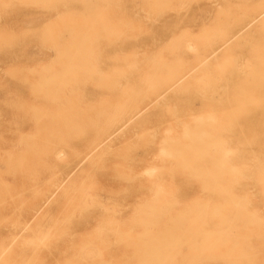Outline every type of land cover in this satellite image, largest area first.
<instances>
[{
	"label": "bare ground",
	"instance_id": "obj_1",
	"mask_svg": "<svg viewBox=\"0 0 264 264\" xmlns=\"http://www.w3.org/2000/svg\"><path fill=\"white\" fill-rule=\"evenodd\" d=\"M32 8L37 17L17 35L12 20ZM1 17L13 25L0 27L7 49L39 53L14 72L31 107L20 93L11 119L0 111V143L18 137L3 150L6 170L26 169V153L42 159L38 141L47 140L64 143L52 152L67 173L99 161L118 181L52 176L30 198L24 176L3 187L0 169V264H74L78 255L80 264H264V0H0ZM25 118L35 124L22 136ZM44 201L62 212L38 224L96 221L93 240L77 244L86 232L65 229L32 236L22 212ZM55 242L63 256L20 257Z\"/></svg>",
	"mask_w": 264,
	"mask_h": 264
},
{
	"label": "rangeland",
	"instance_id": "obj_2",
	"mask_svg": "<svg viewBox=\"0 0 264 264\" xmlns=\"http://www.w3.org/2000/svg\"><path fill=\"white\" fill-rule=\"evenodd\" d=\"M34 11H35L34 8L29 9L28 11H26L25 15H19L14 21L12 20V24H14L15 21H16L15 24L18 23L16 25V27H18V29L17 30H13L14 32H17L16 33L17 35L19 34L18 31L19 32L23 31L22 28H24V25H25L26 22H30L32 19H35L37 17V13H35L36 11L35 12ZM33 13H35V14H33ZM170 15H173V13H170ZM213 16L214 15H212V17ZM26 17H28V18H26ZM1 20L3 22L5 21V24H3ZM8 21H9V19L4 17V20H3V17H1L0 18V22H1L0 23V27H3L4 29L6 27L7 28H12V27H10L12 25L11 21L9 23V25L11 24L10 26L8 25ZM6 24H7V26H5ZM187 25H189V24H187ZM19 27H20L21 30L19 29ZM187 27H190V25L187 26ZM159 30H160L159 29V25H156L155 28H153L152 32H151L152 35H153V39H156L157 41H160L163 38V35H161L159 33ZM171 32L173 33V36L178 35V31L177 32L176 31H171ZM181 32L182 31H180L179 33H181ZM20 33H23V32H20ZM0 38H1V36H0ZM146 38H148V35H144L141 39H146ZM10 39L8 40V38H3L2 37V40H0V41H2V46L0 47V66H3V64L5 63L4 67H2L0 69V70H2L0 72L4 71V73H1V74H4L8 78V80H7V78H5V76L0 78V83L4 87V89L0 88L1 89L0 90V97L4 96L3 98H0V106H1L0 107V111L2 112V108H3V111H4V109L5 110L7 109V111L10 114L6 113V112L5 113L2 112V114H4V115L6 114L5 116H10L9 119H11V117L13 116L12 115L13 113L14 114L17 113V109L16 108H18L17 106L20 104V102H18L19 98L25 97L26 95H29L27 90L22 85L18 84L16 79H19V78L16 75L17 73L14 74V72H16V71L18 72L17 66L19 64H22L21 63L22 60H23V63H27L28 62L29 64L28 63L27 64L31 65L32 64L31 59L34 56H36L37 54L39 55V53L35 50V48H33L32 45L31 46L30 45H26L22 49V52L14 53L15 51L13 49H7L5 47V45L7 46L8 44H11L12 40H10ZM103 48H105V47H103ZM192 48L193 47H191V46L190 47L186 46L185 49L186 50H191ZM4 49H5V51H4ZM207 49H209L208 46H207L206 50ZM188 54H189V52H188ZM42 55H44V53ZM42 55H40V57H42ZM14 59L16 61H14V63H13V61H11V60H14ZM18 60H19V62H18ZM24 60H26V61H24ZM206 63H207V61L205 62V65H208ZM9 65H11L12 68H9L8 67ZM6 70L8 71L7 74L5 73ZM8 76L9 77H13V78L15 77V79H12V78L9 79ZM14 80H16V82H17L16 83L17 87L14 84L8 85V83H13L12 81H14ZM5 88H7L6 91H5V92H8L7 94H5L4 91H3V90H5ZM16 88H18V89H16ZM16 91L19 94H17ZM22 91H25L26 94L24 92H22ZM81 92H82V90H81ZM20 93H22L21 97H19ZM29 97H30V95L26 96V98H29ZM16 102H17V104H16ZM32 102L33 101L30 98L26 100L25 103L27 104V108L29 107V105ZM13 104H14L15 108H14ZM2 105H3V107H2ZM200 105H199V102L195 103V107H199ZM30 107H31V105H30ZM15 109H16V111H15ZM10 110H13V111L10 112ZM29 110H31V109H29ZM18 111L20 112L21 110H18ZM12 120H13V118H12ZM34 124H35V122H34V120L32 118H25L24 124L20 127L21 135L22 136L23 135L26 136L29 133H31L33 131V128H34ZM128 136H129V134H127V136H125V137H120L118 142H122V141L126 142L127 138H130ZM5 138H6L5 139L6 140L5 143L4 144L0 143V147L2 148V149L0 148V154H2V156H3V157H0V169H4V171H5L4 174H3V181H2L3 184H1V185L4 187L7 183L12 182V180L15 177H18V176L20 177V175H22V176H24V179L22 181L24 183L23 184L24 186L20 187L21 188V192L22 191L25 192L24 194L27 195L30 198L33 196L34 192H36L35 188L38 187L40 184H43L44 182H46L47 179H49V178L53 179L52 176H56V179H58L57 180L58 183L61 184V185H63V184L65 185V182L72 181V180H75L76 183H78L79 181H84L87 184L88 182L91 183V180L94 181V178H96L97 181H99V182H101L103 184L114 183V182L118 181V179L116 177H114L113 174H112V176L110 175V171H109L110 169L109 168L107 169L106 165L104 167V163L103 162H99V161L86 160L83 163H81V165H79V166L75 165L76 166L75 168L73 166L74 163H72L71 166L70 165L69 166L70 167L73 166L72 168H74V169L70 173H67L66 170H65L66 168L64 167L63 162L57 157L58 155H56L58 151L56 153H54V154L52 152L54 150L66 151V148H62V147H64V143H54V142H50V141H47V140L44 141V142L42 140L38 141L39 145L42 146V147H40V149H42V148L47 149V152H46L47 154L42 156V159H39L38 158L39 155H36V157H34V154L26 153L25 154V158H26V163L28 164V167H25L26 169H23L22 171L19 170L17 172V176H16V174L10 172V170H6L10 166V164H5L4 156L6 154L3 153V150L9 149L10 145L13 142H16L18 137H16L15 134L13 135V133H7V134H5ZM71 143L73 145H75L74 147L81 148L83 146V144H84V138H82V137L81 138H74V139L71 140ZM139 152H140V154L142 153L141 151H139ZM125 154H127V153H125ZM12 161H13V159H12ZM111 164H112V162L108 163V165H111ZM11 165H12L13 168H15L14 164H11ZM29 167H30V170L32 171L30 178H29L30 173H29V170H28ZM109 167H111V166H109ZM124 169H126V168H124ZM122 183H125V182L123 181ZM60 191L61 190H56L55 193H58ZM105 193H106V191H101V193H100V194H102L101 198H105V196H106ZM48 204H49L48 201L47 202L44 201L42 203V207L40 209H27L26 211L22 212L25 215L26 221L30 220V225L33 226L32 230L30 231L32 236H35V235L37 236V235H39L41 233L48 234V232L49 233L55 232L58 235L59 234V229L61 231H62V229H65L66 232H67V235L69 234V232H72V231H77V232L85 231L86 232L83 236L76 235L74 237L73 241L77 242V244L81 243V242H84V241L93 240L92 230L94 229L93 231H96L95 230V226H98V222H96V221H94L91 224L87 225L86 222L84 223L80 219L79 221H72L71 223L63 222V224H61L60 227L53 226L52 225V221H47V222H45L44 225L38 224V220L41 218V216H44L46 219L49 220V217H50V215L52 213H56L55 215L58 216V215H60L59 213L62 212V209L56 208L57 204L55 206L52 205L51 209H47L48 208ZM3 210H8V209H0V212H3ZM13 210H24V209H13ZM89 210L95 211L96 213H98L99 211L103 212L104 209H89ZM0 217H1V215H0ZM14 218H15V215H13V218H10V219L8 218V220L6 221V225L7 226H15V225L11 224L12 223L11 221H13ZM95 218H96V215H95ZM91 225H92V227H91ZM24 232H26V231H24ZM6 233H7V229H5L3 226H0V242H2V238H3V236ZM17 240L18 239H16V241ZM3 241L5 242L6 240H3ZM51 247H52L51 252H48L51 248H43V249L38 250L37 253L36 252H33V253L32 252H28L26 254H20L21 255L20 257H23V256L24 257H36V256H38V257H42V258L45 257V258H47L49 260V259H51V257L52 258H54L56 256L60 257V256H63L65 254L64 246L61 243H58V242L56 243L55 242V243L52 244ZM10 249L11 248H7V250H6V253L9 256L12 255L10 252H7ZM72 262L74 264H80L79 255L74 257Z\"/></svg>",
	"mask_w": 264,
	"mask_h": 264
}]
</instances>
